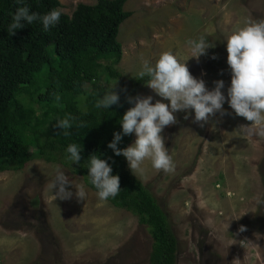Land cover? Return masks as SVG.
<instances>
[{
  "label": "rangeland",
  "instance_id": "1",
  "mask_svg": "<svg viewBox=\"0 0 264 264\" xmlns=\"http://www.w3.org/2000/svg\"><path fill=\"white\" fill-rule=\"evenodd\" d=\"M59 2L71 15L78 4L96 0ZM124 11L131 16L119 27L122 54L115 68L125 84L134 85L143 62L154 64L165 51L185 62L209 91L214 81L224 82L228 114L216 113L201 126L189 109L174 113L177 123L163 129L174 171H156L145 161L142 172H132L167 216L177 239L175 264H264V128L249 135L239 127L249 122L229 108L226 52L236 28L264 20V0H128ZM201 37L214 47L195 59L189 41ZM137 91L153 103H168L146 84ZM57 167L84 186L83 201L74 187L67 188L71 199L53 201L48 184ZM241 226L246 230L240 232ZM150 247L133 214L100 201L60 162L35 159L20 171L0 173V264H149Z\"/></svg>",
  "mask_w": 264,
  "mask_h": 264
},
{
  "label": "trees",
  "instance_id": "2",
  "mask_svg": "<svg viewBox=\"0 0 264 264\" xmlns=\"http://www.w3.org/2000/svg\"><path fill=\"white\" fill-rule=\"evenodd\" d=\"M127 1L78 4L47 32L40 21L22 22L24 27L10 36L8 26L18 7L26 5L43 16L61 5L59 0H0V173L20 171L35 159L60 162L97 193L87 176L88 157L96 154L111 166V175L119 176L121 191L107 201L133 214L150 236L149 264H175L177 239L165 212L126 159L107 147L113 133L122 132L118 122L134 106L126 98L136 97L149 79L128 86L115 68L122 54L119 27L131 16L124 11ZM114 86L119 104L97 108L98 99ZM67 115L74 119L65 136L54 125ZM132 141L133 134L122 135L117 147ZM72 143L82 146L79 164L68 159Z\"/></svg>",
  "mask_w": 264,
  "mask_h": 264
},
{
  "label": "clouds",
  "instance_id": "3",
  "mask_svg": "<svg viewBox=\"0 0 264 264\" xmlns=\"http://www.w3.org/2000/svg\"><path fill=\"white\" fill-rule=\"evenodd\" d=\"M62 11V9H53L40 16L31 12L28 6H20L12 16L8 34L14 35L17 29L23 28L22 22L32 24L34 21H40L43 30L47 32L59 22ZM189 43L195 53L193 57L195 59L205 55L207 49L214 47V44L207 43L203 37ZM226 52L227 65L231 71L227 103L236 116L249 122L239 127L246 129L251 135L257 127L264 128V20L249 19L243 26L236 28L226 39ZM212 59L216 57L213 56ZM145 76L149 78L146 86L168 103L160 101L153 103L152 96L127 97V102L134 106L130 107L118 122L122 132L113 133V140L107 147L114 155L126 159L131 172H142L141 165L145 161H150L156 171L170 173L174 171L175 166L161 135L163 129L177 123L174 113H187L189 109L194 113L193 122L201 126L216 113L222 116L228 114L223 109L226 102V97L221 91L224 82L214 81V88L209 91L205 82L194 78L186 63H181L171 51L161 53L154 64L144 61L137 78L143 79ZM114 88L115 86L98 99L97 108L108 109L112 105L119 104L120 97L113 90ZM73 119L67 115L59 119L54 127L64 130L63 135L68 136L70 133L67 130L73 126ZM184 119H188L187 114ZM130 134H135L134 142L124 149H119L117 144L121 141L122 135ZM66 151L72 164L81 162V145L69 144ZM88 160L87 176L97 189L98 199L104 202L110 197H116L121 191L119 176L111 175V166L96 154L89 156ZM55 172V179L48 184L53 201L71 199L73 193L67 190L68 187L76 189L75 197L78 202L83 201L86 195L84 186L73 180L70 181L58 167ZM53 190H55L54 195ZM203 206L201 203L200 207ZM245 230L244 226L239 229L240 232Z\"/></svg>",
  "mask_w": 264,
  "mask_h": 264
}]
</instances>
